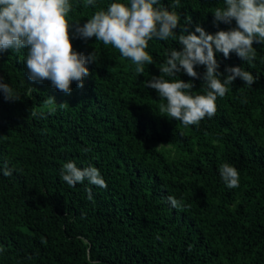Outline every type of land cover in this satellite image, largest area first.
<instances>
[{
	"label": "trees",
	"instance_id": "16d2710c",
	"mask_svg": "<svg viewBox=\"0 0 264 264\" xmlns=\"http://www.w3.org/2000/svg\"><path fill=\"white\" fill-rule=\"evenodd\" d=\"M70 2L73 49L96 56L82 88L73 81L65 94L50 81H30L27 49L0 54V77L19 98L0 93V169L13 172L0 171V264H264V43L254 41L251 62L215 52L218 72L241 67L256 82L236 78L212 118L186 127L161 112L166 100L145 84L175 79L159 68L181 50L183 33L236 28L234 20L214 22L224 0H178L179 7L161 0L179 14L177 39L148 42L153 64L142 75L111 45L75 32V23L130 0ZM195 70L200 78L183 71L176 78L193 83L192 95L206 94L205 67ZM69 161L99 169L107 188L67 185L61 170ZM224 163L238 170V187L221 179ZM168 196L182 207L172 208Z\"/></svg>",
	"mask_w": 264,
	"mask_h": 264
},
{
	"label": "clouds",
	"instance_id": "9594fccd",
	"mask_svg": "<svg viewBox=\"0 0 264 264\" xmlns=\"http://www.w3.org/2000/svg\"><path fill=\"white\" fill-rule=\"evenodd\" d=\"M85 6L96 7V0H86ZM72 7L70 0H0V54L27 49L24 64L28 79L37 83L50 81L52 87L65 94H70L73 81L78 88L83 87V80L89 75L85 65L96 61L94 53L86 58L73 49L69 31L72 24L66 19ZM174 7H179L178 0ZM213 16L214 22L230 24L234 20L236 28L209 34L197 25L198 35L182 31L178 37L181 50L172 49L159 68L160 73L175 79L166 80L160 75L145 84L166 100L161 112L186 127L199 126L206 117L212 118L217 111V98L226 95L236 78L249 87L256 82L253 74L241 67L226 68L227 75L218 72L215 52L225 58L235 53L244 62L255 60L254 41L264 43V0H224V7L216 8ZM179 23V14L164 8L161 0H130L127 5L111 3L106 10L96 11L82 26L75 23V32L82 39L94 37L104 45H111L122 57L130 59L136 73L142 75L145 65L153 64V58L145 51L148 42L153 38L177 39L174 30ZM199 65L205 67L202 79L206 94L192 95L193 83L176 78V74L183 71L193 79L200 78L195 70ZM0 93L8 101L19 99L3 77ZM53 102L54 98L49 97L48 103ZM0 171L5 177L13 174L6 165ZM219 175L226 187L239 186V172L234 166L222 164ZM61 177L70 187L87 180L91 185L107 188L99 169L92 165L79 168L69 161L62 166ZM86 192L87 199L92 200L91 188ZM167 200L174 209L182 207L181 201L173 196ZM0 249L4 250V246L0 245Z\"/></svg>",
	"mask_w": 264,
	"mask_h": 264
},
{
	"label": "bare ground",
	"instance_id": "6f19581e",
	"mask_svg": "<svg viewBox=\"0 0 264 264\" xmlns=\"http://www.w3.org/2000/svg\"><path fill=\"white\" fill-rule=\"evenodd\" d=\"M113 108H114V107H113ZM113 108H112V109H113ZM108 109H109V108H108ZM112 109H110V110H112ZM114 111H115V110H114ZM110 112H111V111H110ZM111 113H112V112H111ZM114 119H115V118H114Z\"/></svg>",
	"mask_w": 264,
	"mask_h": 264
}]
</instances>
